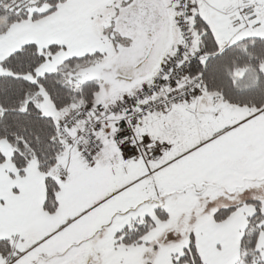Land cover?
I'll return each instance as SVG.
<instances>
[{
	"label": "snow or ice",
	"instance_id": "1",
	"mask_svg": "<svg viewBox=\"0 0 264 264\" xmlns=\"http://www.w3.org/2000/svg\"><path fill=\"white\" fill-rule=\"evenodd\" d=\"M0 264H264V0H0Z\"/></svg>",
	"mask_w": 264,
	"mask_h": 264
}]
</instances>
